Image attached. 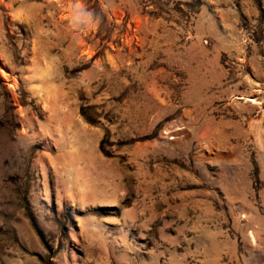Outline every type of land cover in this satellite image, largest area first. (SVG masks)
<instances>
[{
    "label": "rangeland",
    "instance_id": "rangeland-1",
    "mask_svg": "<svg viewBox=\"0 0 264 264\" xmlns=\"http://www.w3.org/2000/svg\"><path fill=\"white\" fill-rule=\"evenodd\" d=\"M0 264H264V0H0Z\"/></svg>",
    "mask_w": 264,
    "mask_h": 264
},
{
    "label": "bare ground",
    "instance_id": "bare-ground-1",
    "mask_svg": "<svg viewBox=\"0 0 264 264\" xmlns=\"http://www.w3.org/2000/svg\"><path fill=\"white\" fill-rule=\"evenodd\" d=\"M71 16V15H70Z\"/></svg>",
    "mask_w": 264,
    "mask_h": 264
}]
</instances>
